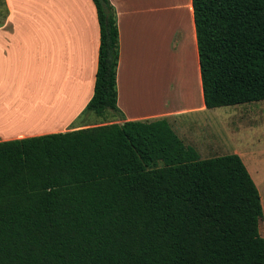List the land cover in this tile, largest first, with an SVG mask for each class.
<instances>
[{
    "label": "trees",
    "instance_id": "1",
    "mask_svg": "<svg viewBox=\"0 0 264 264\" xmlns=\"http://www.w3.org/2000/svg\"><path fill=\"white\" fill-rule=\"evenodd\" d=\"M190 1L203 106L264 100V0ZM91 2L84 112L102 117L117 111V27ZM261 218L239 157L199 159L163 119L0 142V264H264Z\"/></svg>",
    "mask_w": 264,
    "mask_h": 264
},
{
    "label": "crops",
    "instance_id": "2",
    "mask_svg": "<svg viewBox=\"0 0 264 264\" xmlns=\"http://www.w3.org/2000/svg\"><path fill=\"white\" fill-rule=\"evenodd\" d=\"M108 1L118 47L110 123L163 119L199 157L211 143L212 109L202 102L191 1ZM3 2L0 142L95 125L94 117L80 119L92 96L98 48L91 0Z\"/></svg>",
    "mask_w": 264,
    "mask_h": 264
},
{
    "label": "rangeland",
    "instance_id": "3",
    "mask_svg": "<svg viewBox=\"0 0 264 264\" xmlns=\"http://www.w3.org/2000/svg\"><path fill=\"white\" fill-rule=\"evenodd\" d=\"M3 7L0 4V22ZM94 117L92 124L110 123L115 118L107 113L102 117L85 112L80 119ZM97 117V118H96ZM93 119V118H91ZM210 144L200 159L235 154L244 165L255 185L262 209L259 234L264 239V100L212 109L208 117Z\"/></svg>",
    "mask_w": 264,
    "mask_h": 264
}]
</instances>
